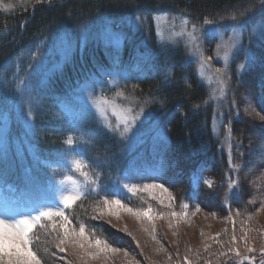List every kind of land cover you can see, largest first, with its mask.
Returning a JSON list of instances; mask_svg holds the SVG:
<instances>
[{
	"label": "trees",
	"instance_id": "obj_1",
	"mask_svg": "<svg viewBox=\"0 0 264 264\" xmlns=\"http://www.w3.org/2000/svg\"><path fill=\"white\" fill-rule=\"evenodd\" d=\"M9 4L13 7H4ZM165 13L186 16L198 24L208 56L212 54L216 38L210 37L206 28L227 33L234 30V24L242 29L243 40L247 41L251 27L264 21L261 0H52L51 4H36L35 0H0V76L5 66L31 44L42 43L49 47L56 37L66 32L75 35L74 39L81 37L83 40L82 34L87 39L85 43L76 44L74 53L48 77L44 86L28 90V102L23 107L30 109L32 133L21 136L16 132L17 126L11 125L8 129L5 143L9 148L0 153V189L9 186L16 195L26 197L33 192L37 195L51 173L37 163L31 164L30 148L35 150L38 161L56 159L62 148L57 136L71 130L78 141L74 149L76 156L89 165L86 170L97 180L99 195L91 192L87 199L79 201L66 213L73 220V226L78 228L79 223H84L87 233H94L95 238L107 241L113 248L123 244L107 226L92 219L93 206L105 195L114 196L107 186L116 176L121 179L131 168L143 170L144 163L149 166L147 174L152 178L149 181L164 184L175 197L174 205L180 208L182 204L200 208L204 194L202 180L210 177L215 186L208 194L221 212L233 205L249 213L242 208L243 203L238 202V198L246 194L238 177L245 168L242 165L250 127L242 120L234 96L241 94V88L251 79L254 82L256 76H264V40L251 42L250 46L247 43L251 55L249 65L237 75L238 85H233L231 96L225 95L216 107L210 100L208 87L199 80L196 63L189 57L188 49L168 47L155 39L153 18ZM232 15L239 19L228 20ZM205 18L214 23L204 25ZM105 25L122 32L118 47L93 41L94 33ZM142 32L145 39L141 41ZM113 69H120L129 76V81L120 88L130 93L135 101L129 106L147 114L140 128L155 122L157 129L163 127L164 139L155 142L144 137L142 141L135 138L141 144L131 150L130 144L106 129L93 114H87L80 122L74 121L75 124L59 120L60 106L72 103L75 90L91 77ZM253 88L257 111L264 115V84L259 82ZM30 99L32 103L28 106ZM117 102L128 104L120 98ZM215 117L221 119L228 132L231 129L233 147L229 158V149L221 148L219 137L212 130L211 122ZM259 134L264 136V129ZM238 142L242 143L236 147ZM15 146L19 149L18 155ZM230 159L232 164H239L238 169L233 170ZM229 178L240 183L235 191L228 189ZM111 188L116 190L115 186ZM115 197L139 208L135 194L127 198L118 193ZM36 231L41 240L33 245V250L43 264H60L52 255L57 243L55 233L45 236L41 230ZM45 247L48 253L44 252ZM193 264L203 262L194 261Z\"/></svg>",
	"mask_w": 264,
	"mask_h": 264
},
{
	"label": "rangeland",
	"instance_id": "obj_2",
	"mask_svg": "<svg viewBox=\"0 0 264 264\" xmlns=\"http://www.w3.org/2000/svg\"><path fill=\"white\" fill-rule=\"evenodd\" d=\"M161 15L164 14L156 15L153 18L155 39L168 47L182 46L188 49L190 53L189 57L196 63L199 80L208 87L210 100L217 107V102H222L225 95L228 97L231 96L233 85H238L236 77L241 71L239 70V66L243 64L247 68L249 65V57L251 55L248 52L247 43L249 42L250 46L251 42L264 40V35H262L264 21L251 27L247 41L243 40L244 33L242 29L234 24V30H230L227 33L219 32L211 27L209 29L206 28L210 37L216 38V45L212 54L208 56L203 48L201 32L198 41L195 43H189L186 37L171 36L170 32L173 28L176 31L179 30L180 17L182 16L168 15L165 21H157L156 17ZM135 27L139 28L137 26ZM145 31L148 32L146 29ZM237 33L239 34V41L231 48H228L227 44L231 43L229 38L234 37ZM94 34L93 41L97 40L98 43L106 45L112 44L116 47L121 44V39L123 38L121 31L116 27L112 28L107 25L97 29ZM74 38L75 35L71 32H66L56 37L53 45L49 47L42 46V43L31 44L5 66L0 76V153H5L9 148L6 146L5 137L11 125L17 126L18 129L16 132L20 133L21 136H27L32 133L30 109L23 107L28 102V90L31 87L40 88L44 86L47 83L48 77L59 70L65 60L69 58L70 54L74 53L76 44L80 45L82 42H87L83 34V40H81V37L77 38L79 40ZM143 39H145L144 35L141 41ZM218 45H224V47L218 48ZM197 48L199 51H197ZM225 51L228 52L227 60L224 58ZM203 57H212V60L202 66L201 61ZM189 61L191 60L189 59ZM216 69H221V72L217 73ZM201 73H203V76ZM220 76L226 81L224 85L225 95L223 97H220L219 92L216 91L218 88V77ZM209 77H211V80H209ZM127 81H129L128 74L118 69H113L109 72H103L91 77L87 83L82 84L75 90V95L70 105L62 104L60 106V112L57 114L59 120L64 119L69 124H75L74 121L80 122L87 114H93L105 127L102 119L93 107L90 97L104 95L111 98L116 91L121 90V86ZM259 82L264 84V76H256L254 82L251 79L249 83L244 84V87L241 88V94L237 97L234 96L239 103L238 108H240L239 112L242 114V120L250 127L248 135L246 136L247 147L244 164L242 165L243 167L245 165V168L238 177V180L241 181V187L246 192L244 197L241 196L238 198V202L239 204L243 203L242 208L249 210V213L243 212L233 205L221 212L215 202L211 201V196L208 194L210 188L204 184V180H212L210 177L202 180L204 194L203 200L201 201V209L199 208L200 211H196L198 207L190 206L187 209H183L178 205H174L173 202L172 208H168L167 204L169 201L167 200V193H163L160 189H152L150 192H139L135 194L138 197L137 202L140 203L138 204L139 208L128 206L134 209L151 207L153 214L165 213L162 219L157 218L153 221H148L147 218L137 219L124 210L114 208L113 211L118 212V216L106 215L97 219V221L103 223L116 234L119 242L123 244L122 247L118 248L121 249L120 252H112L109 250L101 253L98 258L94 259L91 256H84L83 250H74L71 245H68L67 251L63 253L54 245L55 255L53 257H55V261L60 262V264H136V262H142L143 264H185L183 258L188 256L192 264L194 261H201L205 264L206 260L214 264H235L234 259H227L225 261V258H220L217 255L220 251L226 250L222 245L226 244L229 240L233 227H235V233L238 238L242 235L241 228L246 230L250 229L248 236L249 244L252 247L259 249L261 245H264V209H261V202L264 201V136L259 134V131L264 129V120H261L260 116L264 115L257 111L253 88ZM214 92L215 96H213ZM31 103L32 101L30 99L28 106H31ZM108 115L113 125H115L117 118L110 111ZM146 116L147 114L141 112L139 119L133 125L131 131L124 137H121L119 132H112L120 138H123L126 144H130L128 146L131 150L136 145L141 144L140 141H135V138L137 140L141 138L142 141L144 137L145 140L149 139L155 142L164 139L163 127L161 126L162 129H157L155 122H152L151 125L145 128H140L143 126L142 124ZM211 124L214 134L219 137L221 148L227 149L229 132L224 129V124L221 119L215 117ZM105 128L108 129L107 127ZM108 130L111 131L110 129ZM69 135H72L71 130H66L64 134L62 133L57 136L60 139L62 148L56 159H42L38 161V158L35 157V150L30 148L28 156L31 164L37 163L39 167L49 171L51 173L50 177L46 185L40 188L37 195L33 192L32 195L25 197L16 195L14 190H10L5 194H2L0 191V216L8 217L13 214L30 213L34 208L41 206H55L58 203L59 189L61 187L58 182L69 174L87 186L86 190L92 187L79 173L70 171L69 160L72 156H76V153L74 150L69 151L63 144V141ZM15 148L17 150L16 155H18L19 149L17 146ZM227 155L229 158V153ZM134 157L137 160L138 156L136 155ZM143 166H148V164L144 163ZM84 171L87 170L84 169ZM150 179L152 178L147 172H139L136 168L135 170L131 168L122 174L121 179H119V176H116L111 181V185L107 186V189L112 191L114 196L121 193L125 197L131 198L133 194L124 188V184H136L140 186L156 184L154 181H149ZM238 184L240 185L239 182ZM70 186L69 184L66 187ZM113 186H115L116 190L111 188ZM227 196L229 197V195ZM153 197L156 198L154 199ZM160 199L164 200L163 205L159 202ZM172 210L178 213L187 212L188 215L178 218L167 215ZM237 210L241 213L239 216L236 215ZM228 217L232 219L230 220ZM170 222L171 226H169ZM153 225L155 226L154 233L152 232ZM145 228L148 231H145ZM153 236H155V239H153ZM214 238L219 239L221 243H217ZM205 244L210 246L207 251L204 248ZM90 251H95V249H91ZM125 252H127V255H125ZM241 252H244L242 242ZM197 253H199V256H197ZM248 255H254L256 258L255 264H259L261 256L258 251L256 253H248Z\"/></svg>",
	"mask_w": 264,
	"mask_h": 264
},
{
	"label": "snow or ice",
	"instance_id": "obj_3",
	"mask_svg": "<svg viewBox=\"0 0 264 264\" xmlns=\"http://www.w3.org/2000/svg\"><path fill=\"white\" fill-rule=\"evenodd\" d=\"M36 4H51L52 0H35ZM262 5H264V0H261ZM5 8H12L13 5H4ZM242 15V13H241ZM157 21H165L167 19V14L156 17ZM229 19L236 21L239 19V16L232 15ZM214 23V20L205 18L203 20L204 25H211ZM201 32V28L198 24L192 23L189 18L186 16L180 17V25L179 30L176 31L174 28L170 32L171 36L174 37H186L189 43H195L199 39V34ZM262 35H264V29H262ZM229 41L231 43L227 44L228 48L234 46L236 42L239 41V34L237 33L234 37H230ZM224 47V45H218V48ZM197 51L199 49L197 48ZM225 60L228 59V52L225 51L224 54ZM212 60V57H203L202 58V66L203 64H207ZM239 70L245 71L246 66L241 64L239 66ZM217 73L221 72V69H216ZM203 76V73H201ZM211 80V77H209ZM218 88L216 91L219 92L220 97L225 95L224 93V85L226 81L222 76L218 77ZM135 87V86H134ZM215 96V92L213 93ZM117 98H120L122 101H127L128 104H118ZM91 103L93 107L96 109L97 114L102 119L105 127L114 132H119L121 137H124L129 131H131L133 125L139 119L141 112L135 111V109L130 104L134 103V99L131 97V94H126L125 91L120 90L116 91L114 96L109 98L104 95L97 97H90ZM196 107H199L198 105ZM109 111L113 116L117 118L116 124L113 125L111 120L109 119ZM261 120H264V116H260ZM121 125L123 126L121 128ZM229 155L231 157V149L233 144L231 143V129L229 128ZM242 142H238L236 147H239ZM65 147L71 151L77 147L78 141L72 135L67 136V138L63 141ZM230 165L233 167V170L239 168V164H232L230 159ZM70 171L79 173L84 177L85 181L89 182L88 190H86L85 185L81 182L74 179L73 175H66L64 179L60 180L58 183L61 186L59 189V197L58 203L53 205L41 206L39 208H34L30 213H19L13 214L8 217L0 216V264H43L41 257L37 254V251L33 250V245L37 242H40V235H37V229L41 230L45 236H51L52 233H55V240L57 243L55 247L59 249L60 252H66L67 246L71 245V247L76 250H83L84 256H91L92 258H98L101 253H105L107 251L112 252H120L121 249L113 248L108 244L107 241H103L99 238L94 237L93 234H89L86 232V226L84 223H79L78 228L73 226V220L69 218V215L66 213V210L74 208V206L84 199H87L91 192H96L99 195V184L97 180L92 179L89 176L87 171L84 169L88 168L89 165L85 162L82 157L72 156L69 160ZM71 185L70 187H66L67 185ZM204 184H206L209 188L214 186V181L212 180H204ZM238 181L229 178L228 179V189L234 190L237 188ZM124 188L128 190V192L132 194H137L139 192H150L152 189H160L163 193H167V200L169 203L167 204L168 208H172V202L175 201V197L169 192V189L164 186V184H145L143 186L136 184H124ZM154 199L156 197H153ZM225 200H227V193L225 195ZM162 205L164 204V200L160 199L159 201ZM181 207L183 209H187L189 207L188 204H182ZM121 209L136 217L137 219L147 218L148 221H153L154 219L160 218L162 219L165 213H155L153 214V210L151 207L134 209L125 204L121 199L113 196L109 198L107 195L101 197L98 201H96L93 206V212L95 213L92 216V219H100L104 216H112L119 215L118 212H114L113 209ZM261 209H264V201L261 202ZM196 211H200L199 208H196ZM34 213V214H33ZM241 213L237 210L236 215L239 216ZM167 215L171 217H181L187 216V212L178 213L175 210L170 211ZM228 219H232L228 217ZM251 219V217H249ZM234 223V222H233ZM171 226V222L170 225ZM145 231H148L145 228ZM250 229L246 230L241 228L242 235L238 238L235 233V227H233L232 234L226 244L222 245L226 250L220 251L217 255L220 258L234 259L235 264H255V256H249L248 253H256L259 252L261 256V260L259 264H264V245H261L259 249L252 247L249 244V236L248 232ZM152 232H155V226L152 227ZM227 232V230H225ZM219 236V234H217ZM155 239V236H153ZM216 239V238H214ZM217 243H221L219 239H216ZM241 242L244 249V252H241ZM210 246L205 244V251L208 250ZM91 249H95V251H90ZM48 248H44V252L48 253ZM189 251H191L189 249ZM55 255V253H52ZM127 255V252H125ZM199 256V253H197ZM185 264H192V261L188 256L184 258ZM139 264V262H136ZM205 264H211V261L206 260Z\"/></svg>",
	"mask_w": 264,
	"mask_h": 264
}]
</instances>
